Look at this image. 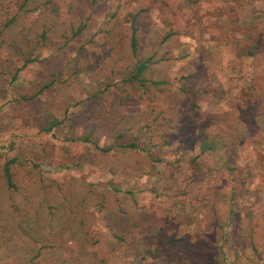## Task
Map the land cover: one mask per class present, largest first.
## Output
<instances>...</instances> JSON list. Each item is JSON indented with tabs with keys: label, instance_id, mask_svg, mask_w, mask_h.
Instances as JSON below:
<instances>
[{
	"label": "rangeland",
	"instance_id": "rangeland-1",
	"mask_svg": "<svg viewBox=\"0 0 264 264\" xmlns=\"http://www.w3.org/2000/svg\"><path fill=\"white\" fill-rule=\"evenodd\" d=\"M0 264H264V0H0Z\"/></svg>",
	"mask_w": 264,
	"mask_h": 264
},
{
	"label": "trees",
	"instance_id": "trees-1",
	"mask_svg": "<svg viewBox=\"0 0 264 264\" xmlns=\"http://www.w3.org/2000/svg\"><path fill=\"white\" fill-rule=\"evenodd\" d=\"M135 32V31H134ZM167 40V38L163 39V41L165 42ZM131 49H132V54L134 57L138 56V41L135 37H133L132 42H131ZM154 64V56H149L145 59L142 60H138L137 64L135 66V70L133 72V75L131 77L132 82H138V83H144L142 82L141 77L149 70V68ZM153 84H158V85H163L166 84L164 82H160V83H153ZM54 126H50L48 128L45 129L46 132H51ZM85 142H89L88 139L84 140ZM125 148H130V149H137L138 146L136 144H128L123 146ZM19 163L17 160H10L6 163V165L4 166V175H5V179L6 182L8 184V187L10 189H14L15 186L13 184V175L11 172V165L17 164Z\"/></svg>",
	"mask_w": 264,
	"mask_h": 264
}]
</instances>
